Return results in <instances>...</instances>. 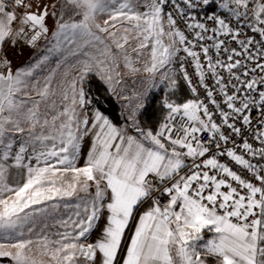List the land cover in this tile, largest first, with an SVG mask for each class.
Wrapping results in <instances>:
<instances>
[{"label": "snow or ice", "instance_id": "6c2138e0", "mask_svg": "<svg viewBox=\"0 0 264 264\" xmlns=\"http://www.w3.org/2000/svg\"><path fill=\"white\" fill-rule=\"evenodd\" d=\"M0 264H264V0H0Z\"/></svg>", "mask_w": 264, "mask_h": 264}, {"label": "trees", "instance_id": "16d2710c", "mask_svg": "<svg viewBox=\"0 0 264 264\" xmlns=\"http://www.w3.org/2000/svg\"><path fill=\"white\" fill-rule=\"evenodd\" d=\"M92 86H93V88H95V83L94 82H93ZM104 107L109 109V114L112 117V119L114 120V122H116L118 124L122 123L121 106L118 103H113L111 105H109L108 103H105ZM157 108H158V103H157L156 108H154L155 114L150 119L144 118V119L147 120V122L149 124L154 123L155 120H157L159 118V112H158V110H156ZM117 117H120V119L118 120Z\"/></svg>", "mask_w": 264, "mask_h": 264}, {"label": "rangeland", "instance_id": "374dc122", "mask_svg": "<svg viewBox=\"0 0 264 264\" xmlns=\"http://www.w3.org/2000/svg\"><path fill=\"white\" fill-rule=\"evenodd\" d=\"M19 62V61H18ZM129 86L131 87V81H129ZM136 87H139V85L137 84Z\"/></svg>", "mask_w": 264, "mask_h": 264}, {"label": "crops", "instance_id": "0c3cea01", "mask_svg": "<svg viewBox=\"0 0 264 264\" xmlns=\"http://www.w3.org/2000/svg\"><path fill=\"white\" fill-rule=\"evenodd\" d=\"M87 147V145H85V148Z\"/></svg>", "mask_w": 264, "mask_h": 264}]
</instances>
